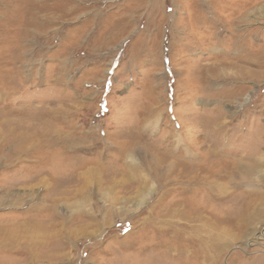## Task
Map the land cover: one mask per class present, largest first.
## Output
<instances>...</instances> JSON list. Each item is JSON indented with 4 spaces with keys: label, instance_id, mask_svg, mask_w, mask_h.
Instances as JSON below:
<instances>
[{
    "label": "rangeland",
    "instance_id": "1",
    "mask_svg": "<svg viewBox=\"0 0 264 264\" xmlns=\"http://www.w3.org/2000/svg\"><path fill=\"white\" fill-rule=\"evenodd\" d=\"M57 1L28 6L30 15L25 0H0V141L10 131L40 143L47 132L73 138L75 153L63 159L58 149L57 159L97 163L101 171L90 185L100 213L74 226L67 256L52 264H163L153 253L154 229L142 228L160 193L149 169L142 192L153 191L144 202L117 188L94 191L116 171L127 142L136 144L141 165L151 150L190 162L184 151L197 147L191 162L215 165L222 175L220 215L252 202L264 212V65L256 56L245 61L256 49L264 53V17L230 22L245 0ZM62 5L73 8L63 18ZM10 142L0 143L2 183L26 164L11 157ZM5 198L1 192V223L28 207L25 198L17 205ZM113 200L114 211L104 213ZM119 206L128 211L119 214ZM234 237L216 264H264V214Z\"/></svg>",
    "mask_w": 264,
    "mask_h": 264
},
{
    "label": "bare ground",
    "instance_id": "2",
    "mask_svg": "<svg viewBox=\"0 0 264 264\" xmlns=\"http://www.w3.org/2000/svg\"><path fill=\"white\" fill-rule=\"evenodd\" d=\"M45 1L25 0L22 5H25L26 12L29 11L31 15L28 6H42ZM57 2L63 4L64 1ZM72 9L70 6L62 5L60 7L62 18L69 15ZM250 16L255 20L264 17V0L242 1L230 17V22L247 21ZM261 50L262 48L258 52L256 49L255 53L246 55L245 61H255L256 56L257 59L263 60L257 63L264 65V53ZM244 74L246 75V72L243 71ZM47 134L48 137L45 134L46 138L42 143L38 138L27 141L18 138L11 134V131L8 136L2 135L4 138L0 143L5 139L11 141L9 147L11 157L16 161L22 159L26 164L21 170L23 174L18 178L0 182V193L6 195L5 200L10 204L17 205L22 198L28 201V207L22 215L15 211V217L5 218L2 220L3 223L0 221L2 264H52L63 261L67 256L64 250L70 239L69 233L73 232L74 226L84 225L92 219L94 213H100L93 208L94 206L92 207L94 204H91L90 196V185L92 181H97L94 177L101 172L98 171L97 163L71 161L67 163L57 159L60 158L58 149L65 155L62 156L63 159L75 153V141L68 137L57 138L52 132ZM132 142H127L118 150V163L114 169L116 171L111 176L107 175L103 182L98 181L94 191L101 192L106 187L117 188L127 196L136 194L144 202L153 191L149 187L146 194L142 192L149 184L142 172L144 167L149 169L150 178L152 182L154 180L158 183L160 193L156 202L148 206L149 216L142 228L147 224L154 229L153 253L162 258L163 264H205L207 260L209 264H216V260L221 257L222 246L225 248L227 246L224 244L225 241L231 239L237 241L234 233L246 235L247 227L263 216L264 212L255 202L228 216L220 215L218 209L226 193L220 184L222 175L216 174L213 169L215 165L191 162L200 154L197 147L188 145L184 151L187 158L193 159H190V162L169 157L164 151L156 153L151 150L148 161L141 165L134 160L137 146ZM126 159L127 161H123ZM136 173L138 174L135 181L130 183L124 181V176L129 174L133 177ZM119 176L122 177L118 181L116 178ZM8 195L11 197L9 200ZM117 204L118 200L108 202L103 212H111ZM139 205L132 207L133 212ZM123 206L118 207L119 214L128 211Z\"/></svg>",
    "mask_w": 264,
    "mask_h": 264
}]
</instances>
